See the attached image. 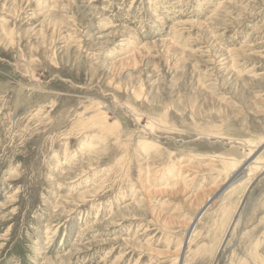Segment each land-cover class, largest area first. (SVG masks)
<instances>
[{"label":"rangeland","instance_id":"rangeland-1","mask_svg":"<svg viewBox=\"0 0 264 264\" xmlns=\"http://www.w3.org/2000/svg\"><path fill=\"white\" fill-rule=\"evenodd\" d=\"M0 264H264V0H0Z\"/></svg>","mask_w":264,"mask_h":264},{"label":"bare ground","instance_id":"bare-ground-1","mask_svg":"<svg viewBox=\"0 0 264 264\" xmlns=\"http://www.w3.org/2000/svg\"><path fill=\"white\" fill-rule=\"evenodd\" d=\"M251 164H252V162H248L247 163V168H249L250 166H251ZM238 174V173H237ZM238 176V175H237ZM245 178V176H242V177H240V179L238 180V181H240V180H242V179H244ZM236 183V182H235ZM208 205L209 204H207L205 207H204V209L203 210H205V208L207 209L208 208ZM195 224V223H194ZM196 225V224H195ZM195 225H193V227L195 226ZM194 230H195V227H194V229H190V234L192 233L193 234V232H194ZM184 260V259H183Z\"/></svg>","mask_w":264,"mask_h":264}]
</instances>
